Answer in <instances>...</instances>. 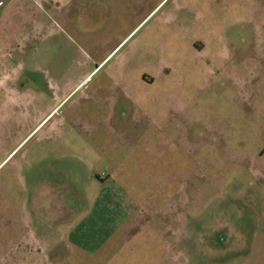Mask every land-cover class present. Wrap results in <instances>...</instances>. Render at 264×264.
Masks as SVG:
<instances>
[{"label": "rangeland", "instance_id": "374dc122", "mask_svg": "<svg viewBox=\"0 0 264 264\" xmlns=\"http://www.w3.org/2000/svg\"><path fill=\"white\" fill-rule=\"evenodd\" d=\"M0 2V10L21 9L16 31L41 7L56 18L57 26L46 22L26 44V58L12 53L8 69L17 70L22 90L34 91L41 112L52 95L92 72L59 107L54 120L66 132L52 139L77 134L106 145L93 151L92 171H109L136 203L101 251L29 259L46 243L30 244L22 234L55 226L43 211L92 206L85 196L90 156L48 161L67 165L63 184L73 195L59 204L40 196L36 205L45 210L30 219L26 172L13 166L42 132L5 162L13 145L2 141L0 264H264V0H72L57 11L51 0ZM106 50L115 51L105 59ZM123 76L127 85L113 88Z\"/></svg>", "mask_w": 264, "mask_h": 264}, {"label": "crops", "instance_id": "0c3cea01", "mask_svg": "<svg viewBox=\"0 0 264 264\" xmlns=\"http://www.w3.org/2000/svg\"><path fill=\"white\" fill-rule=\"evenodd\" d=\"M71 1L51 0V6L53 10L57 11L61 7L69 5ZM40 11L43 12L41 16H34L30 21H27L26 26L16 31V28L12 24L15 18L19 17L18 14L22 13L21 9L18 11L0 10V21L4 18V27L6 28L7 24L11 27L9 31H4L0 27V142L10 140L11 145H13L11 151H4L5 159L2 162H5L32 133L36 136L38 132H42V138L36 141L34 145L28 147V151L22 156V160L15 162L13 166L18 175H23V172H26V207L27 209L29 208L28 216L30 219L35 218L33 217V212L37 214L38 212L42 213L41 210H45L36 205L40 196L41 200L45 196L53 197V199L57 198L59 204L58 198L60 196L66 198L71 193L63 184L68 178L69 171L67 165L57 164L55 168H52V164H48V161L57 158L61 164L62 161L66 160L73 162H81L82 160L85 162L88 159L85 160L82 156H90V159L87 161L89 163L87 181L90 183V187L87 188L85 196L86 198L92 197V206L89 207L88 204V208L79 212L73 209V206L60 208V205L56 210L57 212H50V209L45 210L43 212H45L46 219L52 218L54 220L55 226H53L52 230L41 235L33 234L32 232L22 234L23 241L30 244L37 242L46 243V246L44 245L42 249L40 248V251L36 255L29 254V259L43 257L44 255L40 254L44 252L47 254V257H44L45 260L64 261L66 251L69 253L74 252L77 255H93L101 251L104 246L111 242L114 234L120 230V227L124 224L126 225V221L135 212L136 203L131 192L124 186L115 183L109 171L105 169L98 172L92 171L93 166L90 165L93 164L91 161L93 151H102L104 148H107L106 145L79 141L77 134L71 136L74 140H64L62 138L63 135L58 139H52L54 134L58 136L60 133L66 132L65 125L54 120L55 116L59 113V107L89 78L92 72H89L82 82L71 85L67 89L68 93L66 91L62 95H52L47 110L41 112L37 109L39 103L35 104V100L38 99L34 91L22 90L18 86V84L22 83V80L17 70H14L13 73L9 71L8 65L10 60L13 59V52H18L26 58L28 53L25 52L27 49L26 44L40 37L42 28L45 27L46 22L52 20L53 26H57L54 16L44 12L46 10L42 9V7ZM13 29H15L14 32ZM5 32L15 33L16 37L13 39L11 36L8 40ZM114 51L106 50L104 52L106 54L105 59L114 53ZM24 58L19 57V59ZM22 61H19L20 68H22ZM123 63L125 62L121 58L120 65ZM120 65H117L116 69L122 70ZM124 79L123 76L120 79V83L115 84L113 88L121 87L123 84L127 85ZM32 82L35 84L34 80ZM100 91H102L101 88L99 89ZM95 92L96 95L99 94L97 89ZM70 128L73 129L74 127ZM15 155H17V152ZM71 170L74 172L73 174H77L76 167H71ZM71 194L73 195V193ZM45 202L42 203V206L50 205V200ZM11 228L9 225V231L5 234H12ZM10 238L13 239L12 237ZM62 249H65V253H63ZM29 264H34V262L30 260Z\"/></svg>", "mask_w": 264, "mask_h": 264}, {"label": "flooded vegetation", "instance_id": "af4514ba", "mask_svg": "<svg viewBox=\"0 0 264 264\" xmlns=\"http://www.w3.org/2000/svg\"><path fill=\"white\" fill-rule=\"evenodd\" d=\"M143 80L145 81L144 77H143ZM146 83L149 84V85H152L154 82L153 81H148Z\"/></svg>", "mask_w": 264, "mask_h": 264}]
</instances>
